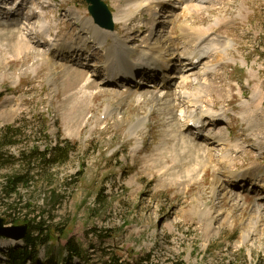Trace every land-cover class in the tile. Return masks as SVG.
<instances>
[{
	"label": "rangeland",
	"instance_id": "rangeland-1",
	"mask_svg": "<svg viewBox=\"0 0 264 264\" xmlns=\"http://www.w3.org/2000/svg\"><path fill=\"white\" fill-rule=\"evenodd\" d=\"M103 1L113 17L124 0ZM211 2L194 9L195 2L166 0L154 20L146 6L114 23L100 45L85 22L102 27L83 0H0V135L9 128L17 142L0 148L7 158L0 183L28 178L10 194L0 186V217L28 225L39 244L37 260L26 264H264V0ZM216 20L214 35L223 44L185 72L179 34ZM114 36L130 49L146 38L158 42L170 65L111 79L104 64ZM21 37L24 44H17ZM170 37L175 46L168 48ZM70 67L80 79H70ZM163 78L168 87L164 81L155 89ZM255 85L262 103L248 111L261 130L241 114ZM202 92L205 108L224 111L216 128L223 127L225 144L194 140V130L184 128L178 98L196 101ZM188 142L208 153L191 155L182 148ZM234 144L243 150L234 153ZM36 147L51 159L54 148H65L68 159L50 164L30 155ZM225 147L234 166L218 161ZM252 164L259 167L256 186L229 179ZM23 245L0 237V264L4 250Z\"/></svg>",
	"mask_w": 264,
	"mask_h": 264
},
{
	"label": "bare ground",
	"instance_id": "bare-ground-1",
	"mask_svg": "<svg viewBox=\"0 0 264 264\" xmlns=\"http://www.w3.org/2000/svg\"><path fill=\"white\" fill-rule=\"evenodd\" d=\"M208 1H210V0H175V2L178 3L180 6H187L188 4L195 2L196 4L194 6V9L202 8V5ZM211 1L216 2L218 0H211ZM162 2H166V0H124L123 3L118 2L117 4L114 5L115 13L113 14L112 20L114 23H120V22L125 23L129 20V18H131L132 15H134V13L137 10L142 9L146 6L149 7V10H150L149 12H151V14H152L150 17V20H152V19L154 20V16L156 15L155 8ZM188 6H190V5H188ZM116 8H117V12H116ZM186 12H188V11H186ZM178 18H180V17H178ZM86 24H87L88 28H91V27L95 28L96 40L99 39L98 43L100 45L103 43L102 39L106 38V36L110 35V33H111L109 30L105 29L104 27L103 28H100V27L98 28V26L95 27L93 23L91 24V19L87 20L85 22V25ZM42 26H41V28L40 27L38 28V30H41L40 33L44 32V28H42ZM182 27H183V25L181 24L180 28H182ZM217 27H218V20L214 21L213 23H211L207 27L204 26V27L197 28V29L185 27L186 28L185 31H183L182 33L179 34L178 38L180 40H182L184 43V52L181 53L180 57L184 58L183 54L186 55L185 56L186 62H183L184 63L183 64L184 65L183 70L185 72H189L192 69L193 65H195L201 61V58L207 57L208 54L215 52L220 47L218 45V44H220V42H221V44H223L222 40L217 38L218 36L214 35ZM189 31H192V32L189 33ZM172 32H173V30L171 31V33ZM117 33H119L118 30H117ZM152 37L153 36H151V38ZM172 39H173V37L166 38V40L169 43L168 48L175 46ZM23 41H24V39H22V37H21V39H18L17 44H20ZM133 41H134V39H133ZM25 43H27V42H25ZM22 44H24V42ZM55 44H56V42H55ZM215 45L216 46L218 45V47H215ZM228 45H229L228 42H224L225 48L228 47ZM56 46L60 47L62 49V51L72 49V47H70V46L68 47V44H64V43L63 44L62 43L56 44ZM189 46H191L190 49L187 48ZM219 51H221V50H219ZM172 53H174V52H172ZM167 56H168L167 50H165L163 47H161V45H158V42L150 43L149 40L146 38V41L144 42V44L142 46H139L138 48H135V49H130L129 47L126 46V44H124V42H122L120 39H118V37L114 36L112 38L111 47L107 50V55H106L107 60L104 64V70L106 71V73L109 74L111 79L112 78L114 79L115 77L118 78L119 76H121L120 73H124V72L127 73L130 77L131 75H133V73L140 72L141 71L140 68L145 69L148 67H157V69L159 71L163 72L170 65V59L166 58ZM133 64H136V66L134 67ZM70 69H71V67L67 71L68 72L67 74L68 75L70 74L72 76V78H70V79L73 80V82H74V80L76 81L78 78L79 79L81 78L82 72L78 68H77L78 70H76V69L70 70ZM210 70H211V68L206 69L205 74L210 72ZM140 73L142 74L143 71H141ZM128 75L125 74L123 76H128ZM146 76H147V74H146ZM182 77H183V79L188 78L186 76H182ZM165 79L166 78H163L162 81H160V82L155 81V84L153 85V87L155 89L163 88L162 83L164 81H166V86H164V87H168L169 83ZM255 86H254L255 89H253L254 88L253 87L251 94H250L251 99L248 102L244 101L247 103L244 105L245 109L241 111V114L243 115V119L249 123L250 128H256L259 126L260 130H261V123L259 122V120H256L253 118L252 113H254V112L251 111V113H249V111H248V110H250L249 106L253 107V104H255V103L257 105L262 103V99L261 100L259 99V97H261L260 93L262 94V97H263L261 86H259V85H255ZM214 89L216 90V87ZM133 97H135L139 101L141 100L142 97L145 98V96L142 93H137V95H135ZM206 97H207V94L202 92L197 97L196 101H194L193 98L187 99L185 94H183L182 97L178 98L179 100H181V102H183V104H185V108H186L185 114H184L185 115L184 118L186 117L184 128L189 129L190 127H192L193 129H195L194 132L196 133L195 136H197V137L193 138L194 140H197V139L202 137L201 139H206L207 142L210 141V142L216 144L217 146H219V145L225 144L224 141L226 140V137H225V133L223 132V130L219 129V128L223 129V127L216 128V126L222 120V117H225V114H224V111H222V110H218V111L214 110L213 106H212L213 108H211V106H208L207 108H205L206 105H208L207 101H205ZM165 107H167V110H172L171 109L172 107H170V105H167ZM258 119H259V117H258ZM215 130H217V131H215ZM239 145L240 144H234L233 146H231L232 150H231V147L228 149H226L227 147H225L224 149L221 150V152L219 151L220 154L218 155V161L220 162V164H225V165L231 164V165H233V163H234V157L233 156L234 155L232 156L230 154L229 149L231 151H233L234 153L238 154L243 150L242 145L241 146H239ZM182 148L186 149V151H188V152H192L191 155L197 154V152L199 154L200 151H201V153H200L201 156L203 154L202 151H204L206 154L208 153V151L204 150L203 147L199 148L198 146L191 145V142L186 143L185 145L182 146ZM183 149H181V150H183ZM181 150H179V151H181ZM181 152L183 153V151H181ZM233 152H232V154H234ZM206 154L203 156L204 158L208 156V155L206 156ZM198 157H199V155H198ZM208 158H210V155ZM224 162H226V163H224ZM227 168L229 169V167H227ZM257 169L259 171L258 164H252L250 169H248L246 172L245 171H243V172L238 171V172H234V173L230 172L229 173V179L234 180V182L239 181L240 179H244L245 181H248L251 184H253V186H256V183L258 182V180L254 178L255 177L254 175H255V172L257 171ZM203 172H205V169Z\"/></svg>",
	"mask_w": 264,
	"mask_h": 264
},
{
	"label": "trees",
	"instance_id": "trees-1",
	"mask_svg": "<svg viewBox=\"0 0 264 264\" xmlns=\"http://www.w3.org/2000/svg\"><path fill=\"white\" fill-rule=\"evenodd\" d=\"M9 128H6V130L1 131L0 135V148H4V146H13L17 142L15 140H12L13 137L16 136L15 133H12V131H7ZM37 147L33 148L31 150L30 155L35 158H42L43 160H47L50 164L55 163H63L68 159L67 156V149L65 148H54L53 153L56 154L55 158H47L45 153H39L37 151ZM6 152L0 150V162L1 165H5L6 156L4 155ZM30 157V156H29ZM28 183V178H26L23 175H13V176H7L2 183H0V186L8 192L7 194L13 193L17 191V187L19 185H26ZM32 225L30 224L29 227ZM36 239L33 238L29 233H27L26 237L22 240L24 241L23 246H17L8 249V252L6 254V259L1 260L3 264H26L28 260H31L35 262L37 260V248L39 244H36ZM40 243H43L41 240ZM71 247L69 244L68 248ZM71 250V249H70ZM75 250V249H74ZM73 251V249L71 250ZM76 251V250H75ZM69 256V259L72 257ZM70 263V262H69Z\"/></svg>",
	"mask_w": 264,
	"mask_h": 264
},
{
	"label": "water",
	"instance_id": "water-1",
	"mask_svg": "<svg viewBox=\"0 0 264 264\" xmlns=\"http://www.w3.org/2000/svg\"><path fill=\"white\" fill-rule=\"evenodd\" d=\"M88 4V12L91 14L95 23L108 30H113L114 24L111 13L103 0H84ZM28 225H6L3 217H0V237L13 240H23L28 231Z\"/></svg>",
	"mask_w": 264,
	"mask_h": 264
}]
</instances>
